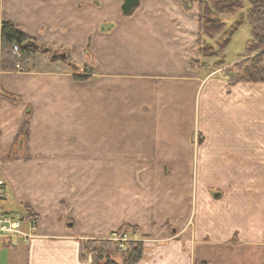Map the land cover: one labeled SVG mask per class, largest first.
<instances>
[{"label": "crops", "instance_id": "1", "mask_svg": "<svg viewBox=\"0 0 264 264\" xmlns=\"http://www.w3.org/2000/svg\"><path fill=\"white\" fill-rule=\"evenodd\" d=\"M122 3L1 0L0 26L92 75L42 51L0 69L5 207L39 219L0 264H89L83 238L124 224L146 244L137 264H264V82L231 83L245 52L199 53L200 0Z\"/></svg>", "mask_w": 264, "mask_h": 264}, {"label": "trees", "instance_id": "2", "mask_svg": "<svg viewBox=\"0 0 264 264\" xmlns=\"http://www.w3.org/2000/svg\"><path fill=\"white\" fill-rule=\"evenodd\" d=\"M201 0L200 1V37L205 35L213 39L222 53L219 55V65L225 62V47L230 42L232 35L242 24L244 17L251 26V39L247 43L246 58L226 69L230 76L231 83L238 82H264V0ZM247 7V8H246ZM246 8V14L243 10ZM217 11L222 15H234L239 13V17L232 26L222 21V18L212 16V11ZM212 24V25H211ZM221 25V27H220ZM1 33L3 40V65L5 71L15 70L20 64L22 69L32 67L37 50L26 45L33 41L31 37L20 31L11 21L1 23ZM213 32V33H212ZM210 33V34H209ZM20 48L19 56L14 53V46ZM203 42L199 48V53L203 55ZM51 54V50L49 52ZM218 56V57H219ZM74 73L78 74L75 79L86 80L92 75V66L84 64L78 66L70 58L66 60ZM203 64L199 59H193L192 66L197 68ZM218 64V63H217ZM17 70V69H16ZM136 228L123 226L118 234L123 236L126 232H134ZM115 242L110 239H86L81 241L80 258L84 261L92 255L91 264H137L145 256V247L142 241H132L129 243L127 252L113 253L111 246ZM204 264V263H202Z\"/></svg>", "mask_w": 264, "mask_h": 264}, {"label": "rangeland", "instance_id": "3", "mask_svg": "<svg viewBox=\"0 0 264 264\" xmlns=\"http://www.w3.org/2000/svg\"><path fill=\"white\" fill-rule=\"evenodd\" d=\"M244 2H245V5L248 6V2L246 0H244ZM0 3H1V0H0ZM246 8L243 10L244 15L246 14ZM212 16H216V17L220 16L224 23L226 22L228 26H232L234 21L238 19L239 13L234 14V15H222V14H220L214 10V11H212ZM220 27H221V25H220ZM251 33H252L251 32V26L247 20V16H245L242 24L238 27V29L232 35L230 42L225 47V53L227 54L229 59H233L235 56H238L242 52H246L247 43L251 39ZM204 38H205V40L203 41V52L202 53H203V55H205V57H207V56L213 57L214 60H216V63H213L212 65L214 67H216V64L218 63L217 65H219V63H220L219 62V58H220L219 55L222 53V51L219 50L220 48L218 47V45L216 44V42L213 39L211 40L206 35L204 36ZM49 55H51V54H49ZM2 65H3V58L1 61V67H2ZM230 67H232V66H230ZM230 67H227V69ZM24 70H27V69H22L21 65L17 64L15 70H13V71H21L22 72ZM0 179H2V178H0ZM6 196H7V187H6ZM14 211H16V210H14ZM17 213H19V212H17ZM24 215H27L30 218H34L36 220L37 226H38L39 219L37 218V216L34 213H32L30 210L29 211L26 210L24 212ZM24 215L22 217H26ZM123 226H129V227H133L136 229L132 233L126 232V233H124L123 236H120V234H118V232L120 231V229ZM123 226L121 228H119V230L112 232L111 234H109L106 237H102V238H88V237H86V238H83V240H86V239H110V240H113L115 243L111 246V250L113 253H117V254L127 252L129 250V243L130 242L142 241L143 245L145 247V251H146V244H145L144 240L140 236H138L139 228L136 226L129 225V224H127V225L124 224ZM36 236H37V229H36ZM87 257L88 258L84 261H87L89 264H91L92 255L89 254V255H87Z\"/></svg>", "mask_w": 264, "mask_h": 264}, {"label": "built area", "instance_id": "4", "mask_svg": "<svg viewBox=\"0 0 264 264\" xmlns=\"http://www.w3.org/2000/svg\"><path fill=\"white\" fill-rule=\"evenodd\" d=\"M20 48L14 46V53L19 56ZM3 58V40L0 28V69ZM6 182L0 179V251L2 246L16 247L23 242H27L36 236L37 222L27 215L22 217L9 212L5 207Z\"/></svg>", "mask_w": 264, "mask_h": 264}, {"label": "water", "instance_id": "5", "mask_svg": "<svg viewBox=\"0 0 264 264\" xmlns=\"http://www.w3.org/2000/svg\"><path fill=\"white\" fill-rule=\"evenodd\" d=\"M140 4V0H123V3H122V12L124 15H130L134 10L135 8H137ZM27 47H32L34 48L35 50L37 51H42L44 53H48L50 51L49 48H41L39 44H37L36 42H30L26 45ZM55 58H61L63 60H65L67 58V53L65 52H54L52 54V59H55Z\"/></svg>", "mask_w": 264, "mask_h": 264}, {"label": "flooded vegetation", "instance_id": "6", "mask_svg": "<svg viewBox=\"0 0 264 264\" xmlns=\"http://www.w3.org/2000/svg\"><path fill=\"white\" fill-rule=\"evenodd\" d=\"M32 42H35V41L33 40ZM42 49H43V47H42ZM49 52H50V51H49ZM49 52H48V53H49ZM54 52H55V51L51 50V57H52V54H53ZM57 59H61V58H55L54 60H57ZM66 59H67V58H66ZM66 59H65V60H66ZM62 60H63V59H62Z\"/></svg>", "mask_w": 264, "mask_h": 264}]
</instances>
